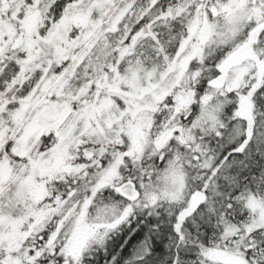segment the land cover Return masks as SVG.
Instances as JSON below:
<instances>
[{
	"label": "snow or ice",
	"instance_id": "snow-or-ice-1",
	"mask_svg": "<svg viewBox=\"0 0 264 264\" xmlns=\"http://www.w3.org/2000/svg\"><path fill=\"white\" fill-rule=\"evenodd\" d=\"M0 264H264V0H0Z\"/></svg>",
	"mask_w": 264,
	"mask_h": 264
}]
</instances>
